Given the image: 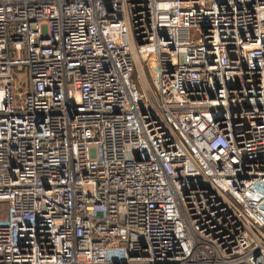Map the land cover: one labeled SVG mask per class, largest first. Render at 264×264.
<instances>
[{"label":"built area","instance_id":"built-area-1","mask_svg":"<svg viewBox=\"0 0 264 264\" xmlns=\"http://www.w3.org/2000/svg\"><path fill=\"white\" fill-rule=\"evenodd\" d=\"M0 264H264V0H0Z\"/></svg>","mask_w":264,"mask_h":264}]
</instances>
